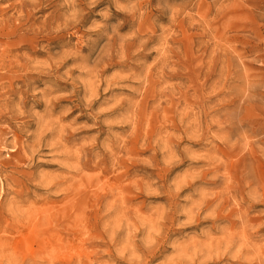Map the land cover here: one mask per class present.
<instances>
[{"label":"rangeland","instance_id":"obj_1","mask_svg":"<svg viewBox=\"0 0 264 264\" xmlns=\"http://www.w3.org/2000/svg\"><path fill=\"white\" fill-rule=\"evenodd\" d=\"M0 264H264V0H0Z\"/></svg>","mask_w":264,"mask_h":264}]
</instances>
